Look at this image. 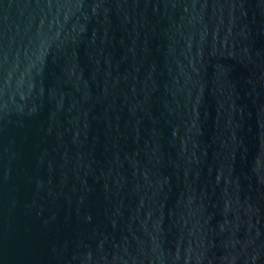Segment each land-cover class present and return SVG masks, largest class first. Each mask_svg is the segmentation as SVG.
Instances as JSON below:
<instances>
[{
  "label": "water",
  "instance_id": "1",
  "mask_svg": "<svg viewBox=\"0 0 264 264\" xmlns=\"http://www.w3.org/2000/svg\"><path fill=\"white\" fill-rule=\"evenodd\" d=\"M0 264H264V0H0Z\"/></svg>",
  "mask_w": 264,
  "mask_h": 264
}]
</instances>
